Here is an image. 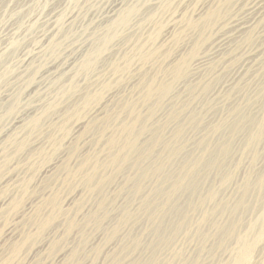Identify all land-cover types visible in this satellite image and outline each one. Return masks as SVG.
I'll list each match as a JSON object with an SVG mask.
<instances>
[{
    "label": "rangeland",
    "instance_id": "rangeland-1",
    "mask_svg": "<svg viewBox=\"0 0 264 264\" xmlns=\"http://www.w3.org/2000/svg\"><path fill=\"white\" fill-rule=\"evenodd\" d=\"M54 1L55 0H35V3H34V0H28V1L25 0L24 4H22L23 2H20V4L19 3L16 4L17 7H18V5L21 7L16 8V10L14 9L13 10V11H15L14 14L11 13L10 11H7L6 13L3 11L0 12V22H1L0 24H2L3 22L6 21L4 23V25L5 24L8 25L10 23L8 21L13 19V20H11L12 23H10V25H8L9 28L7 25H5V26L3 24L0 25L1 38H3L2 36L6 32H8V34H9L8 30H10L14 27V29L17 31V33H13L11 35H7V33H6L5 35H7L8 37L10 36L9 39L17 40L18 43H20V44H18L19 46H17V47H19V49H22V51L23 50L25 51L26 50L25 47L27 46V50L25 51V54L30 53L31 51H32V53H33V51L34 52L40 51V52H42V54H44V55H42L40 52H38V54L34 55L35 57L33 56L34 60H31V65L29 64L30 66H26V67L24 66V68H23L19 63V59L22 57L24 52L19 50L17 47H16L17 49L15 52H14V50L12 52L11 51L12 49L8 50L9 48H7V47H5V49L7 51L4 50L6 53L3 51L2 52L0 51V74H1L0 75V80H1L0 81V99H2V96L5 94L3 96V98L5 99V101H7L9 99V97L14 95L17 91H23L24 93L26 91L25 95H23L24 93L22 92V96L20 98V106L18 108L19 112L17 113V115L20 113V115H18V116H20L21 119H24V120L27 119L26 117L33 115L34 112L36 113L39 110H42L47 105V103L44 104L45 102L49 103V102L53 101L54 99H58V100H56V102L58 103V105H56V106L57 107L59 106V108L56 107L57 109L55 108L54 110H52V114L54 111H55V114L52 115L50 112L51 115L49 116V118L46 121H44V123H43L44 126H42L43 130L40 132L41 134L39 133L38 138L35 137V139L34 138L31 139L32 142H33V139H34V142L37 141L36 139H38L40 142L43 140L41 142L42 144L39 141H37L40 143L38 145L41 146V150L38 153L31 154L30 147H29L26 150L24 149L25 151L20 150L21 152L17 151L19 153L15 152L16 154L15 153L13 154L12 161H10L9 165L7 166L8 168L7 169L4 168V170L0 171V191H1L0 192V196H1L0 200L1 201L8 194H11V196L14 195V196H12V198L15 197V193H7L6 194V191L4 190L5 186H3V185L6 184L7 182H8V185H10V187H9L10 190L14 189L16 191L17 189H15L16 188L15 184L18 183L19 181H20V183L21 182L26 183V188H27V190L25 192H24V190L20 192L21 195L19 196L18 202H16V205L13 204L12 206H10L8 203H10L11 200L9 202L8 201L6 202V204H8L7 207H6L5 203L2 204L3 206L0 205V209L2 208L0 211V217H1L0 218V233H1L0 237L3 239L2 240L0 238L1 239L0 240V247L2 246L0 248V261L3 264H10L9 261H11V262L13 261L14 264H153V263L154 264H226V263H228L235 254V247H236V245H235L236 242L234 239L235 235L238 233H240V234L244 233L246 231L248 225L253 224L255 222L254 218H253L255 216L252 217V215H254V214L260 215L261 214L260 218H259L260 221H258V224H256V222L254 223V224H256L255 228L259 227L257 225H261V224H262L261 226H264V212H263L264 208H263V206H260L258 203L261 196L264 195V176H263L264 175V128L262 129L263 132L261 131L262 138L260 136L259 140L255 143V144H258V142H259V144L256 146H253L251 148V150L250 149L246 150L244 148V144H245L244 142H245V140L247 138V134H248L247 132H249V130L253 127L252 126L253 121H255V122L259 121V119L261 118V115L263 114V105H264V66L263 65L264 64H262V63H264L263 62L264 61V54H262L263 55L262 58H261V56H259V59L258 58H257L258 60L256 59L257 63H255L256 62V60H255L254 64L257 67H255V65L253 64L254 69L256 71L253 69V67L250 68L251 70H249V71L246 70V74H245V70L241 71L240 74L241 75H242V73H243V75L245 74L244 75L245 77L238 75V73H237V71L239 70V67L242 65V62L245 61V59L247 57L246 55H248L249 53L251 54V52L253 53L254 50L255 51L259 50V52H262L264 50V44H262V42L264 43V21L257 24L255 26V28L252 30V34H251L252 41H251V43L247 44L246 46L241 45L240 47H238L237 53H235L236 56H235V58L233 57L234 59L231 58V59H229L230 60L229 61L223 57H221V59L219 58L220 59V60H218L219 65L222 64L221 65L222 67L220 66L215 71V76H214V78H212L213 80L211 79V82L210 81L208 82V86H206L207 87L206 90L198 87V85H200V83H199L200 80H198L196 82L198 85H196V83L194 81L193 82L192 81L189 82L188 80L184 81L185 80L184 78L186 76V74H184L185 76H183L181 78L182 80L180 79L181 81L179 80V82H178V80L176 81V79H171L170 75L168 76V74H170V73H167V74L165 73L167 76L164 73H162L163 75L160 72L158 73L155 69L156 67L154 68V66H156L155 64L151 63L152 64V65L150 64L151 66L148 65V66H145L146 67L145 68V67H141L139 64H137L136 60H135V62L133 60L134 63H132V65L128 66L130 68H127L124 71L125 73H122L121 75L116 76L117 79L113 75H112L113 76L112 78H109L110 74H111L110 71H108V69H109L108 66H109L110 62L113 61V59L120 57V55H121V54H119L120 49L122 52L124 50V48L126 49L128 47V45H127L128 43L125 40V38L127 36L125 35V32H122L121 35L119 34V37H121V39H123L122 37H124L125 41L120 40L119 37H116L115 39L117 41L115 39L113 40L115 45H113L112 43L109 45L108 50H111V48H112V50L109 52L107 50L104 53V57H102L101 60L99 61L101 64L98 63V66L96 65L97 69L95 68L92 71L87 72L86 74L84 72H82V73L79 72V74L76 77V79L79 80V82L77 80H75L76 85H77V91H75V93H69V94H66L64 96L62 95L63 97H60L61 94H60L59 90L61 89V86L63 87L65 85H67L68 81H67L66 77H69L70 75L72 76L74 63L72 64L73 66L72 65L68 66L70 69L68 67H66L64 69V72L67 75L64 78H61V80H63V82L61 80L60 81L56 80V82H55L54 81L55 79H54L52 81L50 80L49 84L48 83L45 84L47 82V80H45V78L47 77L46 79L49 80L50 79V77L48 78L49 73L55 71L54 67H56V66H55V63L53 64V62H55L57 60L56 65L59 66V63H61L59 59H61V61L63 63L64 60H66L65 56H66V58L68 56H70L67 59L74 62L73 60L79 54V57L77 56V58L75 59L76 60L75 63H78L77 60H79L82 57L81 55H85L87 53V51L89 50V48H90L89 46L91 45V42H92L91 37L93 38V36H95V35H101L104 26H106V24H108L107 22H109V18L103 20L99 17L97 18V14H99L102 11V9L105 8L106 6L108 7L109 4H111L114 0H86V1L85 0H79L76 2H75V0H73V2H72V0H65V1L56 0L55 2ZM80 1L82 3H80ZM110 1H112V2H110ZM120 1H123V3L126 2V0H120ZM133 1H135V0H133ZM133 1L127 0V2H131V3ZM174 1L172 0V4H174L175 7L172 5L171 6L172 9H170L169 13H167L168 12L167 11L166 13H163L164 16L162 14L161 17L159 18V20L157 19V23L159 22L158 28H157V30L159 29V32L157 31V35L159 34L157 36V38H158L157 42L160 41L159 43H163L162 46H164V44H167L164 46L166 48L162 47V52H164V50H168L167 48H169V51H171V53H172V51H175V52L177 51L176 54H175V52L172 53V56L179 55V54L184 55V52L187 53V50H190V48L193 44H196L199 42L198 43L199 47L198 46L196 47V51L199 53V56H198V58H199V57H202V54H204V55L206 54L207 51L206 52H204V51L209 50L210 46L214 42H216L218 40V38L221 37V35L225 36L226 31H224L225 28L222 27L223 26L222 24L225 23L224 19H226L225 21L228 20V22H230V21H234V19L236 20V18L239 19L238 17L242 18L244 16L245 11L249 8V6H251V4L255 0H234V2L232 3L233 5L228 7L226 14H224V18L221 19L222 21H218L215 24L214 27L216 28V30L213 27L211 29V31L207 32V29L205 31L204 30L205 28L200 27V26L197 28L198 30L197 29H188L187 32H185L183 34V36L178 38V41H177L178 43H175L174 45H172V43H171L172 36L169 34V32H170L169 30L171 28H173V30L176 31V33H177V31H178L177 29H179L180 28L179 26H181V24H182V19H184L188 16H190V18L192 17L191 20L194 19L193 21H195V19H197V18L199 19L200 14L202 17L204 15V13L206 12V9L208 11V8L212 7L211 4L213 2H218L219 0H210V2H209V0H174ZM53 2H54V4H52ZM55 3L58 4L60 7L58 5H55ZM87 3H89V4H87ZM37 4H38V6H36ZM208 4H209V6H207ZM73 5L74 6L76 5L77 7L75 6V8H74ZM86 5H88V6H86ZM13 6H15V5L13 4ZM53 6L54 7L56 6L55 8H57L58 10H60V8L62 7L61 9L64 10V13H63L64 16L67 14H70L72 12H75L74 14L78 13V14H76V15H78V17L75 16L76 17L75 21L73 20V22H71L70 24H68V22H67L66 24L68 26H65L66 25L65 24L64 26H62L63 30L56 31L53 34L54 35V38H52L53 40H57V39L60 40V38H61V41L57 40L61 43L60 44L61 48H59V51L56 52V55H55V53L54 54H51V53L48 54V52H49V50H48L49 41L46 42V44H45L44 42L46 41V39L44 40V38H41L42 37L41 35L44 32V29L42 27H45L44 24L41 22V19H43L45 16H47L52 11V9H55V8H53ZM22 7H24V8L22 9ZM203 7H205V8H203ZM67 8L68 9L70 8L71 10L70 9L68 10ZM92 9H93V11L94 10L95 11H94V13L91 14ZM31 10L33 13L31 12ZM69 11H71V12L69 13ZM201 11H203V12L201 13ZM8 12L10 13V17H9ZM20 12H22V14ZM25 12H27V13H25ZM65 13H67V14H65ZM31 14H32V16H31ZM44 14H46V15H44ZM40 15H42V16H40ZM18 16L22 17L21 18L22 21L19 19ZM91 16L93 18H95V17L96 18L93 19V18H91ZM1 17H2V20H1ZM6 17H7L8 21H7ZM13 17L15 19L16 18L17 19L15 20ZM25 17H26V20H25ZM33 18H34V20H33ZM38 18H40V19H38ZM232 18H233V20H232ZM35 20H37V22H34ZM83 20L85 22H83ZM23 21H25L26 25L23 24L24 23ZM31 21H33V22H31ZM96 21L98 24L99 23L100 24L104 23V24H102V25L99 24V26H98V25H96ZM104 21L105 22L107 21V22L105 23ZM17 22L19 23V25L17 24ZM28 22L29 23L31 22V23L29 24ZM81 22H83V23H81ZM89 22H90V24H89ZM15 23H16V25H15ZM32 23L33 24L36 23L35 26L37 28L34 27ZM80 23H81V25H80ZM84 23H85V25H84ZM219 23L221 24V26H219L220 25ZM11 24H12V26H11ZM38 24H40L39 25L40 27L37 26ZM91 24H92V26H91ZM94 24L96 26H94ZM174 24H176V26ZM70 25H71V27H70ZM87 25H88V27H87ZM2 26H3V28L4 27L7 28L8 30L5 31L4 30L5 28L4 29L1 28ZM17 26H19V27L22 26V27L19 28ZM33 27L35 30L33 29ZM29 28L31 29V31L33 29V31H32L33 33H30ZM64 28H66V29H64ZM90 28L94 29L95 32H94V30H92ZM37 29H38V31H36ZM87 29H88V31H87ZM89 29L91 30L90 32H89ZM199 29H201L202 32H200L201 30H199ZM40 30L43 32H41ZM27 31H29L28 33L30 35L27 33ZM35 31L37 34L35 33ZM39 31H40L41 35H40ZM125 31L127 33V29ZM2 32H5V33H2ZM68 32H69V35H67ZM166 32H167V34H165ZM198 32H200L201 35L198 34ZM63 33H65V35H62ZM17 34H19V35L14 36ZM22 34H23V36H22ZM58 35H59V37H58ZM70 35H72V37ZM202 35L205 38L201 40L200 36H202ZM7 36H5V38ZM162 36H163V38H162ZM19 37L23 38L22 41H21V38H19ZM56 37H57V39H55ZM69 37H70V39H68ZM165 37H166V39H165ZM86 38L89 40V42ZM40 39L43 41L41 42ZM78 39H79V41H78ZM168 39H170V43H169ZM215 39H216V41H215ZM66 40H67V42L70 41L71 44L70 43L68 44L66 42ZM2 41H0V44L4 45L6 40L3 41L4 43ZM235 41L236 40H234L232 42V45H234L233 43H235ZM31 43H32V45H31ZM82 43H84V44H82ZM88 44H90V45H88ZM29 45H31V46H29ZM79 45L81 46V48L79 47ZM73 46H77V47H75L76 49L73 48ZM124 46H126V47H124ZM85 47L87 50L85 49ZM117 47L119 50L117 49ZM62 48L63 49L65 48V49L63 50ZM70 48L72 49L71 53H70ZM197 48L200 50L198 51ZM35 49H38V51ZM39 49H41V50H39ZM113 49L115 50V52ZM249 49H250V52H249ZM116 50L119 53L116 52ZM245 50L247 51V53ZM45 51H46V54H48V55L45 54ZM75 52H77L78 54L76 53V55H75ZM162 52L160 50V54ZM66 53L68 54V56ZM107 53H110V54H107ZM200 53H201V55H200ZM6 54H8V55H6ZM118 54H119V56H118ZM162 54H164V53H162ZM161 55L159 56L157 63L158 62L160 63L162 61L161 57H163V56H161ZM4 56H7V57H4ZM46 56H49V57H46ZM106 56H108V57H106ZM54 57H55V59H53ZM164 57H166V56H164ZM35 58H36V60H35ZM198 58L195 59L196 60L195 63H197ZM50 59H53L54 61L50 60ZM37 60L41 64H39L37 62ZM68 60H67V62H68ZM107 60H108V62H107ZM195 60H193V61H195ZM51 61H52V63H51ZM13 62H15V63H13ZM192 62L190 63L191 66L193 64L195 66V63L194 62L192 63ZM224 62L226 64H224ZM107 63H108V65H107ZM43 64L45 67L43 66ZM164 64L165 63H163V66L165 68L168 67V62L165 65ZM16 65H17V67H16ZM261 65H262V69L257 70ZM31 66L33 67V69ZM8 67H10V68H8ZM19 67H22V68L19 69ZM50 67L52 70H50ZM71 67H72V69H71ZM107 67H108V69H107ZM149 67H151V68L149 69ZM164 67L162 69H165ZM13 68L16 70H14ZM25 68H27V69H25ZM35 68L36 69L38 68L40 70L38 72H33V70ZM8 69H10V70H8ZM27 70L29 73L27 72ZM69 70H70V72H69ZM102 70H104V72ZM8 71H10V73L7 75L12 74V75H10V77L6 75V73ZM24 71H25V73H24ZM106 71H108V72H106ZM99 72H102V73L99 74ZM105 72L107 73V75ZM143 72L146 73L147 76ZM254 72L256 73V75L252 74ZM36 73H37V75H36ZM104 73H105V75H104ZM156 73H158V74H156ZM201 73L202 72H199L198 75H200ZM3 74L6 76L3 77ZM30 74H31L32 78L30 77ZM149 74H151L152 76H149ZM155 74L158 76H156ZM235 74H237V75H235ZM144 75L146 76V78H144L145 77ZM40 76H42V77L39 78ZM107 76H109V77H107ZM161 76H162V78H161ZM163 76H164V78L166 76L167 80H164ZM237 76H240V77L237 78ZM36 78H37V81H36ZM38 78H39V80L40 79L41 80L39 81ZM142 78L144 80L147 78L148 79L152 78L154 80L153 82H157V83H159L161 81H163L161 83H164V82L170 83V84L172 83V88L175 91H173V89H171V92H174L173 96L175 98L171 97L172 95H169V96L166 95L165 96L166 98L163 97V99L160 100L159 99L160 96H158V94H155V95L152 94L151 96H153L156 99H154L153 97L150 96L149 98H151V99L147 100V98H144V96H143L144 95V91H143L144 89H142V88H144L143 86L145 85L146 80L144 81ZM168 78H170V79L168 80ZM12 79H13V81H12ZM74 79H75V77H74ZM186 79H190V78H186ZM231 79L237 80V81L235 80L238 83L237 87H233V86H231L230 88L224 87L223 85ZM15 80H16V83H15ZM98 81L100 82V84ZM103 81L106 83L104 84ZM19 82L20 83L22 82V85H20ZM41 82H44V83H41ZM141 82H144V83H141ZM33 83H35L34 86H36L37 83L38 84L41 83V84L37 85L39 87L37 91H39V93H41L40 95L36 93L38 97L35 96L36 94L34 92H37V91H35L33 89L34 88V86L32 85ZM102 83H103V86H102ZM182 83H184L185 86ZM190 83H192V84L190 85ZM17 84L20 86H18ZM42 84H44L45 86ZM50 84H52V85H50ZM106 84L108 86H106ZM30 85H32V86L30 87ZM48 85H49V87H48ZM42 86H43L44 93H43V90L41 89ZM188 86H189V88H188ZM222 86L224 87L225 90L222 89L223 88ZM23 87H24V89H23ZM218 87H220V88H218ZM16 88H18V89L15 90ZM80 88L83 90H81ZM87 88H88V90H87ZM93 89H96V90L92 91ZM217 89H220V91ZM3 90L5 91V93ZM6 90H7V92H6ZM10 90L12 92H10ZM27 90H29V92L31 91L32 93L31 92L29 93ZM47 90H48V92H46ZM86 90L89 93H92L93 95L91 96L92 98L89 99L88 105L84 106L83 104L81 105L80 99L82 96H84L87 93ZM186 90H188V92ZM1 91H2V94H1ZM95 91H97V92L95 93ZM7 93L9 95H11V93H12V95L9 96ZM51 93H53V94L51 95ZM83 93H85V94H83ZM106 94H107V96H106ZM175 94H177V95H175ZM58 95H59L60 99L58 98ZM40 96H42V98H44V99H41ZM108 96H110V97H108ZM111 96H112V99H111ZM176 96H177V98H176ZM31 97H34V98H31ZM26 98L28 99V101H30L29 103L26 102L27 101ZM47 98H49V99H47ZM72 98H73V100H72ZM4 99H2L0 101V105L2 107L4 105H6V103H4L5 102ZM35 99H36V101H35ZM97 99H98V101H97ZM124 99L127 102H125ZM90 101H92V102H90ZM129 101H130V103H129ZM24 102H25V105H24ZM35 102L37 104H34ZM41 102H43V103H41ZM100 102H102V103H100ZM156 102H159V103L157 104ZM122 103H124V104H122ZM251 103H252V105H250ZM96 104L98 107L96 106ZM128 104H131V105H129L130 107L128 106ZM155 104L158 106L160 105V106L158 107ZM30 105H31V108H30ZM35 105H39V106L36 107ZM79 105H80V107H79ZM132 105H134L135 107L134 106L132 107ZM25 106H26V109H25ZM32 106H33V109H32ZM91 107L93 108V110L95 109L94 111H96V112H94ZM137 107H138V109H136ZM189 107H190V109H189ZM101 108H102V110H101ZM126 108L128 110H126ZM133 108H134V111L136 113L132 110ZM156 108H159V109H156ZM177 108H179V109H177ZM237 108L240 112L237 110ZM19 109L21 110V112ZM27 109H29V110L27 111ZM31 109L34 111H31ZM69 109L72 111H70ZM98 109L100 110V112ZM129 109H131V110H129ZM192 109L194 110L195 115L193 114ZM23 110L25 113L23 112ZM189 110H191L192 112ZM64 111L66 113L68 112L71 115L68 114V117L65 116L66 113ZM89 111H91V112H89ZM127 111H129V112H127ZM195 111H197L198 113ZM28 112H31V113L28 114ZM97 112L100 113V115ZM109 112H111V113L113 112V113L109 114ZM173 112L174 113L176 112V113L174 114ZM190 112L192 114H190ZM137 113H139V114H137ZM170 113H172V115ZM237 113L240 116H238ZM128 114H129V116H128ZM149 114L151 115L152 118L149 117ZM85 115H87V116H85ZM95 115H96V119L94 118ZM106 115H107V119H106V117H104ZM109 115H110V117H109ZM111 115H113V116H111ZM173 115L176 117V119L174 118ZM178 115H180V118ZM189 115L193 116V117L191 116L192 120H191V117ZM23 116H25V117H23ZM52 116H54V117H52ZM91 116H92V118H90ZM145 116H147V117H145ZM169 116H171V118ZM55 117H57L56 119L58 121L55 119ZM87 117H88V120H87ZM128 117L129 118L131 117L130 119H132V118L135 119V117L137 118L136 121H134V119H132V121L134 122V125H133V122L128 119ZM184 117H186V118H184ZM237 117H239V119L243 120V121L241 120V122L243 124L240 122V124L236 126V128H238V129H235L234 131H232V129L230 128L229 125H233V123L237 120ZM117 118H120V120ZM141 118H143V119L140 120ZM187 118H190V120ZM251 118H253V119H251ZM11 119H13V117L9 118V116L4 114V113L2 114V118L0 119V141L3 140V141H1L0 144L2 146L4 143L3 147L7 146V143H6L7 139H6V141L4 139L7 136L11 135L12 133L17 132V133H19L18 136L20 138L22 137L21 132L18 131V130H20L19 128H17L18 126H15L16 129L15 128L12 129V127L10 126V123H11L10 120ZM102 119H103V121H101ZM125 119H126V121H125ZM144 119L146 120V122ZM1 120H4V121L1 122ZM6 120H8L9 122H7ZM49 120H50V122H49ZM92 120H94V121H92ZM138 120H139V122H138ZM119 121H122V122H120V124H119ZM191 121H192V123H191ZM251 121H252V123H251ZM45 122L46 123L48 122L49 124H52V125L54 123L53 126L57 125L56 131L54 130L56 133L53 132L54 141L51 139L48 142V138H49L48 136L51 134L53 126L49 125L48 123L46 124ZM80 122H81V125L79 124ZM55 123H57V124H55ZM135 123L139 124V125H136ZM177 123H178V125H177ZM4 124H6L5 125L6 128L3 127ZM75 124L78 126V127L76 126V130H75ZM89 124H91V125H89ZM102 124H103V126L105 125L104 127H106V130H102V129H105V128H103ZM118 124L120 127L117 126ZM127 124L130 125L131 127H133L132 131L134 132V134L136 136V143L139 144V145H137V150H136L138 152V155H136L137 152H135V154L131 156L132 159H130L129 163H126L124 165L122 164L125 167H123L122 165H120L119 167H116V166H113L111 163H109V160L107 158V156L109 155L108 152H110V151H108L109 150L108 142H106V141H109V140H106L105 137H107V139H108L109 137L114 135L112 133L117 134L118 133L117 131L121 130L122 126H124V125L128 126ZM46 125H49V126H46ZM147 125H149L148 126L149 128L144 127ZM159 125H161V126H159ZM216 125H218V126H216ZM81 126H82V129L80 128ZM116 126H117V129H116ZM176 126L179 128L178 131L176 130V128H177ZM182 126H184L186 128H184V127L182 128ZM1 127H2V129H1ZM50 127H51V129H50ZM135 127H136V129H134ZM46 128H47V130H44ZM78 128H80L79 129L80 131L77 130ZM151 128H153V129L150 132ZM215 128L217 130H219L218 132L216 131L217 133L215 132V130H216ZM4 129H6V131L2 133V130L4 131ZM48 129L51 131H49ZM143 129L148 131L149 134L147 132H145ZM9 130L10 131L15 130V132L13 131L11 133ZM138 130H141V131L139 132ZM7 131H9V132H7ZM143 131H144V134H143ZM99 132L102 135H100ZM181 132H183V133H181ZM150 133H152V134H150ZM82 135H84V136H82ZM104 135H105V137H103ZM1 136H3V137L5 136V137L3 138ZM208 136L209 137L211 136V138H209ZM46 137H47V139H46ZM156 137H158V138L156 139ZM159 137H161V138H159ZM202 138H204V139H202ZM55 139L57 140V143H56ZM179 139H180V141H176ZM162 140H164L165 142L163 141L164 142L163 143ZM204 140H206L207 142L206 141L205 142L210 145L209 148L214 150V151L216 150V148L220 149V147L223 143H225V145L226 144L228 145L227 152L224 155H222V160H220V164L217 168H215L213 170L210 169L211 171L207 170L208 168L206 169L204 167H201V169H200V178L201 179L199 180V182L197 184L196 192L198 191L197 193L201 194L200 196L202 198L204 196H207V192L209 193V191H210L212 193L211 197H210L211 199L208 197H204V199L202 201L199 198V201L201 200L199 202L198 198L195 197L194 193L190 194V192L185 191V193H182V192L178 193L177 194L178 197L176 196V194L174 196H172L170 199L171 202L170 201L168 202L169 204L167 203L166 205L161 206V207H163V209H161V210L156 209L157 211L154 210L156 204L161 203L160 205H162L165 203V199H166V197L164 198V196L159 192L160 183L162 181H166L167 183H170V181L174 178L172 176H175L174 174H176L178 172V169H180L182 167V164H183L182 162L186 158H188L190 160L191 157L194 158V155L198 156L199 154H201V152H202L201 149H202V147H204L203 145H205ZM153 142H155L156 144H153ZM165 144H167V145H165ZM200 144L202 145V147ZM105 145L107 147H105ZM145 145H146V147H145ZM148 145H150V146L148 147ZM174 145L177 147V149H179L181 151H179V150H178V152L176 151L177 153L168 161L169 163L168 162L166 163V166H164V168H163L164 170L167 169L166 171H164L165 173L163 174V170H162V172L161 171L160 172L155 171L156 174L155 173L149 174V176L146 177L145 180H143V182L144 181L145 182L144 183L142 182V185L139 188L141 190H137L135 182L133 183V181H134L133 179L136 176L134 174L135 173L134 168L132 166H130L131 163L137 162L138 164H140L141 168L147 167L148 164H149L148 166H151V164H153L154 161H156V162L160 161L163 157L162 155H165L164 154V153H166L164 151L165 147H168V149L171 146L175 148ZM229 145H230V147H229ZM3 147L0 148V154H1V149ZM139 147H141V148H139ZM138 148H139V150H138ZM255 148H257V149H255ZM140 149L142 152H144V151L147 153L149 152L148 154L144 155L145 158L140 156V153H139ZM13 150H14L13 144H12V146H8L6 148V151L13 152ZM228 150H230V151L228 152ZM27 154H29L30 156H28ZM254 155H255V157H254ZM27 156H28V158L29 157H31V158L28 159ZM149 156H152V157L150 158ZM97 158H98V160H95ZM136 159H139V162ZM82 160L84 161V163ZM104 160H105V162H104ZM148 160L150 161V163ZM142 161H145L146 163L142 162ZM56 163H58L57 164L58 166L56 168H53L54 169L53 170L52 167L55 166ZM52 164H55V165H52ZM127 164H130L129 166L131 168H129V166ZM141 164L142 165L144 164V165L141 166ZM48 165H50L51 168H49ZM85 166H87V168ZM45 167H47V168H45ZM80 167L81 168L84 167L85 169L83 168L84 169L83 170ZM44 168L46 169V171ZM95 168H96V170H93ZM40 170H41V172H40ZM48 170H50L51 172ZM132 171H134V172H132ZM91 172L92 173L94 172L96 175V176H94V173L92 174L94 176V179L96 178L95 180L98 179L100 181V183L98 182V184H97L94 182L95 180L93 179L94 181H92V185L94 187H89L87 182H86L88 175L92 176ZM160 173L163 174V175L161 174V177H160L161 179L157 177L160 175ZM9 176L12 177L13 181H11V178ZM259 176L262 178L263 182L262 181L259 182V180H257L260 178ZM6 177L9 179H5ZM26 177H28V178H26ZM166 178L168 179L169 182L167 181ZM24 179H26V180H24ZM6 180H8V181L6 182ZM129 180H130V182H128ZM9 182H10V184H9ZM1 183L2 184L4 183V184L2 185ZM157 184H158V186H157ZM245 186L248 187L247 191L250 190V192L246 193L249 198L246 196V200H247L246 201V207H243V205L241 207V205L238 206L236 204H238L237 201L239 200V198L242 195H244L243 188ZM3 190H4L5 195L3 193ZM43 193H44V196H43ZM37 195L38 196L40 195V196L38 197ZM43 197H44V199H46V200L48 199L49 201L54 200L56 205H58L59 207L53 206L52 204H47V201H46V202H43L39 208L36 209V214H34L30 211L32 214H30V215L28 214L29 216L25 215V217L23 219H18V218H20V217H18V216H20V214L19 215L17 213L15 214V212L18 211V209L21 206H23V204L25 205V203H27L29 205V204L34 203V202H39L41 199H43ZM66 198H70V199H67L69 201H67V200L66 201L71 203V204H68L65 201L64 205L61 206L62 202ZM257 198H258V200H257ZM34 199H36V201ZM150 199L152 201H150ZM30 200H31V202H28ZM71 200H73V201H71ZM247 202H249V203H247ZM247 204H249V205H247ZM28 205H26V208L28 207ZM167 205H169V207ZM195 205H197V206L195 207ZM235 205H236V207L237 206L238 207L237 208L234 207ZM254 205H255V207H253ZM256 205L258 206V208ZM188 206H191V207L193 206L194 208L191 209V207L188 208ZM198 206H199V208H197ZM166 207L169 209H167ZM251 207H252V209H251ZM239 208H241V209H239ZM262 208H263V210H262ZM194 209H196V211ZM152 210H154L155 212ZM253 210H255L257 212L255 213V211H253ZM126 211H128V212H126ZM30 212L27 211V213H30ZM164 212H166V214ZM49 213H51L50 215L54 216L53 221L50 222L49 224L45 225V226H41L42 222L45 219V216H47ZM149 213H151V215ZM155 213H156V215H155ZM180 213H181V215H184V213H185L186 216H188L187 217L188 221L186 222L187 225L186 224L183 225L182 227L185 226L184 229L183 228L180 229V231L169 242L167 241L166 243H164L162 245L158 244V241H157L158 235L154 231V228L157 225V223L159 224L158 221L161 219V222H162V220L164 218V222H163V224L160 225L159 228H160L161 232L164 231L163 233H165V230L167 231V228L169 229L168 226L171 225V223H173L174 221H176L175 219L180 217ZM207 213H209V214H207ZM235 213H237V214L235 215ZM127 214L130 217L131 216L132 217L130 218ZM134 214H136V215H134ZM204 214H206L205 216L207 218L206 217L204 218ZM3 216H4V218H2ZM11 220H13V221H11ZM259 222H260V224H259ZM5 223L6 224L9 223L11 227L7 224L8 225V229H7V226L5 225ZM15 223H16V225H15ZM247 223H249V224H247ZM164 224L166 227L164 226ZM3 227H5L7 230ZM9 227L13 232L9 231L10 230ZM215 227H216V229H215ZM4 229L6 232L4 231ZM10 233L12 236L8 235ZM14 233L16 234L15 236H14ZM2 235H3V237H2ZM6 235H8V236H6ZM229 235H231V236H229ZM13 236L15 238H12ZM26 236H28V237H26ZM27 238L29 240L21 247L20 251L18 253H14V251H13V247H15L14 245L15 244L16 245L21 244V242ZM31 241H33V243ZM171 241H172V243H170ZM2 242H4V243H2ZM167 243H169V244L167 245ZM157 245H160V246H157ZM38 246H40V248ZM166 246H167V248H166ZM75 247H77V248H76V252H74V259L71 260V257H69V258L62 257L63 255L65 256L68 251H69L68 253H70V251L74 250ZM158 248H160V249H158ZM163 248H164V250H163ZM39 249H41V250H39ZM159 250H161V251L159 252ZM62 251H64V252H62ZM154 251H156V254ZM61 253H62V256H60ZM68 253H67V255H68ZM158 253H159V256H158ZM151 254H153V255H151ZM67 255L65 257H67ZM252 255L253 256H252L251 264H264V235L262 236L260 243L254 249V252ZM30 258L31 259L33 258V259L31 260ZM151 260L152 261L154 260V261L152 262Z\"/></svg>",
    "mask_w": 264,
    "mask_h": 264
},
{
    "label": "bare ground",
    "instance_id": "bare-ground-1",
    "mask_svg": "<svg viewBox=\"0 0 264 264\" xmlns=\"http://www.w3.org/2000/svg\"><path fill=\"white\" fill-rule=\"evenodd\" d=\"M24 1L25 0H0V12L1 11H3V12H7V11H10L11 13H15V11H13L14 9L16 10V8H18V7H21V6H19L18 5V7L16 6V4L17 3H19L20 4V2H23L22 4H24ZM28 1V0H27ZM56 1V0H55ZM54 1V2H55ZM58 1H60V0H58ZM63 1H65V0H63ZM76 1H79V0H75V2ZM86 1V0H85ZM129 1V0H128ZM133 1V0H132ZM174 1V0H173ZM54 2L52 3V4H54ZM62 2V1H61ZM60 2V3H61ZM72 2H73V0H72ZM71 2V3H72ZM110 2H112V1H110ZM175 2V1H174ZM179 2V1H178ZM209 2H210V0H209ZM234 2V0H219L218 2H213L211 5H212V7H209L208 8V11H207V9H206V12L204 13V15L201 17V14H200V17H199V19L197 18V19H195V21H193V20H191V18H190V16H188V17H186V18H184V19H182V24H181V26H179L180 28L179 29H177L178 31H177V33H176V31H174L173 30V28H171L169 31V34L172 36V40H171V43H172V45H174L175 43H178L177 41H178V38L179 37H181V36H183V34L185 33V32H187V30L188 29H197L199 26L200 27H203V28H205L204 30L206 31V29H207V32L208 31H211V29L215 26V24L218 22V21H222L221 19H223L224 18V14H226V12H227V9H228V7L229 6H231V5H233L232 3ZM28 3V2H27ZM34 3H35V0H34ZM57 3V2H56ZM55 3V5H58V4H56ZM59 3V2H58ZM79 3V2H78ZM80 3H82L81 1H80ZM79 3V4H80ZM86 3V2H85ZM84 3V4H85ZM13 4L15 5V6H13ZM39 4V3H38ZM38 4L36 5V6H38ZM65 4V3H64ZM87 4H89V3H87ZM26 5V4H25ZM30 5V4H29ZM35 5V4H34ZM71 5V4H70ZM174 6V4H172V0H135V1H133L132 3L131 2H127V0H126V2H124L123 3V1H120V0H114L111 4H109V6L107 7H105V8H103L102 9V11L99 13V14H97V18L99 17V18H101V19H103V20H105V19H108L109 18V22H107L108 24H106V26H104V28H103V31H102V33H101V35H95V36H93V38L91 37V39H92V42H91V45L90 44H88V45H90L89 47V50L87 51V53L85 54V55H81L82 57L79 59V60H77L78 61V63H75V59L77 58V56L79 57V54L77 53V52H75V55H76V53L78 54L77 56H76V58L73 60L74 62H72V61H70V60H68L67 58L68 57H70V56H68V50L66 51L67 53V58H66V56H65V59L66 60H64V62L62 63V61H61V59H59L60 60V62L61 63H59V66L58 65H56V61L55 62H53V64L55 63V66L56 67H54L55 69V71L54 72H51V73H49V76H48V78L50 77V79L48 80V79H46L45 77V80H47V82L45 83V84H49L50 83V80L52 81V80H54L55 82H56V80H61V78H64L67 74L64 72V69L66 68V67H68V66H70V65H72L73 63H74V66H73V71H72V76L70 75L69 77H66L67 78V81H68V83H67V85H65V86H61V89L59 90V92H60V94H61V96L60 97H63L64 95H66V94H69V93H75V91H77V85H76V82H75V80H77L76 79V77H77V75L79 74V72H84L85 74L87 73V72H90V71H92L93 69H95L96 68V65L98 66V63H100L99 61L101 60V58L102 57H104V53L108 50V47H109V45L112 43L113 45H115V43L113 42V40L116 38V37H119V34L121 35V33L122 32H125V35L127 36L126 38H125V40L127 41V45H128V47L125 49L124 48V50L121 52V49H120V53L116 50V52H118L119 54H121L120 55V57H117V58H115V59H113V61H111L110 62V64H109V69H108V67H107V69H108V71H110V77L109 76H107V77H109V78H112L113 76H118V75H121L122 73H125L124 71L127 69V68H130V67H128L129 65H132V63H134L135 62V60H136V62H137V64H139L141 67H145V66H148V65H150L151 63L152 64H155L156 66H154V68L156 69V71L159 73H170V74H168V76L170 75L171 76V79H176V81L178 80V82H179V80L183 77V76H185L184 74H186V76H185V80L184 81H186V80H188L189 82H197L198 80H200L199 81V83H200V85H198L197 83H196V85H198V87H200L201 89L203 88V89H207V87L206 86H208V82L210 81L211 82V79L212 78H214V76H215V71L222 65L221 63V65H219V61L218 60H220L221 59V57H223V58H226V60H229V59H231V58H235V56H236V54L235 53H237V49H238V47H240L241 45H247V44H249V43H251V41H252V37H251V34H252V30L255 28V26L257 25V24H259L260 22H262V21H264V0H255L252 4H251V6H249V8L245 11V13H244V16L242 17V18H240V17H238L239 19H237L236 17V20L234 19V21H230V22H228V20L227 21H225L226 19H224V24H222L223 26L222 27H224L225 28V30L224 31H226V34H225V36L224 35H221V37H219L218 38V40L216 41V39H215V41L216 42H212L213 44L210 46V49L209 50H205L204 52H206V54L204 55V54H202V57H199L198 58V56H199V53L196 51V47L198 46V43H196V44H193L192 46H191V48H190V50H187V53L186 52H184V55H182V54H179V55H175V56H172V53H174L175 51H172V53H171V51H169V48H167L168 50H164V52H162V47H164L165 45H167V44H164V46H162L163 45V43H159V42H157V36L159 35H157V31L159 32V29L157 30V28H158V23H157V19L159 20V18L161 17V15L163 14V13H166L167 11V13H169V11H170V9H172L171 8V6ZM24 6V5H23ZM59 6V5H58ZM64 6V5H63ZM74 6V5H73ZM76 6V5H75ZM75 6H74V8H75ZM86 6H88V5H86ZM207 6H209V4L207 5ZM56 7V6H55ZM54 6H53V8H55ZM60 7V6H59ZM77 7V6H76ZM81 7V6H80ZM91 7V6H90ZM175 7V6H174ZM24 7H22V9H23ZM26 8V7H25ZM62 8V7H61ZM60 8V10H58L57 8H55V9H52V11L47 15V16H45L43 19H41V22L44 24V26L45 27H42L43 29H44V32L43 31H41V32H43V34L41 35V33H40V31H39V33H40V35L42 36L41 38H44V40L46 39V41L44 42L45 44H46V42H48L49 41V47H48V50H49V52H48V54L49 53H51V54H54L55 53V55H56V52L57 51H59V48H61L60 46V42L59 41H61V38H60V40L59 39H57V37L55 38V39H57V40H59V41H57V40H53L52 38H54V33L56 32V31H59V30H63L62 28V26H64L67 22H68V24H70L71 22H73V20L75 21V16H77L78 17V15H76V14H78V13H76V14H74L75 12H72V13H70L71 11H69V13L70 14H67V13H65V14H67V15H63V13H64V10L63 9H61ZM66 8V7H65ZM73 8V9H74ZM87 8V7H86ZM203 8H205V7H203ZM20 9V8H19ZM29 9V8H28ZM35 9V8H34ZM33 9V10H34ZM51 9V8H50ZM68 9V8H67ZM70 9V8H69ZM68 9V10H69ZM81 9V8H80ZM148 9V10H147ZM230 9V8H229ZM18 10V9H17ZM30 10V9H29ZM66 10V9H65ZM67 10V11H68ZM71 10V9H70ZM78 10V9H77ZM21 11V10H20ZM25 11V10H24ZM23 11V12H24ZM66 11V12H67ZM90 11V10H89ZM92 11H93V9H92ZM91 11V14L92 13H94V11L92 12ZM30 12V11H29ZM28 12V13H29ZM31 12H32V10H31ZM199 12V11H198ZM203 11H201V13H202ZM21 14H22V12H20ZM25 13H27V12H25ZM33 13V12H32ZM3 14V13H2ZM8 14H9V17H10V13L8 12ZM7 14V15H8ZM18 14V13H17ZM90 14V13H89ZM199 14V13H198ZM37 15V14H36ZM44 15H46V14H44ZM21 16V15H20ZM24 16V15H23ZM31 16H32V14H31ZM40 16H42V15H40ZM93 16V15H92ZM91 16V18H93ZM96 16V15H95ZM163 16H164V14H163ZM5 17V16H4ZM8 17V16H7ZM7 17H6V19H7ZM8 17V18H9ZM19 17V16H18ZM38 17V16H37ZM14 18V17H13ZM21 18L22 17H19V19L21 20ZM29 18V17H28ZM36 18V17H35ZM96 18V17H95ZM95 18H93V19H95ZM112 18V19H111ZM10 19V18H9ZM15 19V18H14ZM17 19V18H16ZM15 19V20H16ZM24 19V18H23ZM32 19V18H31ZM38 19H40V18H38ZM111 19V20H110ZM229 19V18H228ZM1 20H2V17H1ZM11 20H13V19H11ZM8 21V19H7V21L8 22H10V23H12V21ZM25 20H26V17H25ZM30 20V19H29ZM28 20V21H29ZM33 20H34V18H33ZM98 20V19H97ZM232 20H233V18H232ZM18 21V20H17ZM22 21V20H21ZM40 21V20H39ZM6 22V21H5ZM5 22H3L2 24L4 25V23ZM24 23L23 24H25V21H23ZM31 22H33V21H31ZM30 22V23H31ZM34 22H37V20H35ZM40 22V23H41ZM78 22V21H77ZM83 22H85L84 20H83ZM83 22H81V23H83ZM92 22V21H91ZM105 22V21H104ZM105 22V23H106ZM1 23V22H0ZM10 23L8 24V25H10ZM22 23V22H21ZM27 23V22H26ZM29 23V22H28ZM29 23V24H30ZM81 23H80V25H81ZM87 23V22H86ZM2 24H0V25H2ZM17 24L19 25V23L17 22ZM33 24V23H32ZM36 24V23H35ZM35 24H33V26L34 27H36L35 26ZM77 24V23H76ZM79 24V23H78ZM89 24H90V22H89ZM100 24V23H99ZM99 24L97 23V21H96V25H98L99 26ZM102 24H104V23H102ZM102 24H100V25H102ZM220 24V23H219ZM5 25H7V24H5ZM4 25V26H5ZM7 25V26H8ZM14 25V24H13ZM15 25H16V23H15ZM26 25V24H25ZM40 24H38L37 26H39ZM42 25V24H41ZM84 25H85V23H84ZM83 25V26H84ZM95 24H94V26H96ZM175 26H176V24H174ZM179 25V24H178ZM6 26V27H7ZM11 26H12V24H11ZM65 26H68L67 24L65 25ZM75 26V25H74ZM79 26V25H78ZM82 26V27H83ZM91 26H92V24H91ZM161 26V25H160ZM159 26V27H160ZM219 26H221V24L219 25ZM17 27H19V26H17ZM22 26H20L19 28H21ZM25 27V26H24ZM29 27V26H28ZM34 27H33V29H34ZM40 27V26H39ZM70 27H71V25H70ZM87 27H88V25H87ZM168 27V26H167ZM1 28H3V26L1 27ZM5 28V27H4ZM3 28V29H4ZM8 28H9V26H8ZM27 28V27H26ZM25 28V29H26ZM37 28V27H36ZM75 28V27H74ZM77 28V27H76ZM176 28V27H175ZM215 28V27H214ZM17 29V28H16ZM23 29V28H22ZM28 29V28H27ZM30 29V28H29ZM33 29H32V31H33ZM41 29V28H40ZM64 29H66V28H64ZM85 29V28H84ZM90 29H92V28H90ZM89 29V32L91 31ZM102 29V28H101ZM127 29V33H126V30ZM202 29V28H201ZM201 29H199V30H201ZM5 31L6 30H8L7 28H5L4 29ZM18 30V29H17ZM24 30V29H23ZM22 30V31H23ZM35 30V29H34ZM86 30V29H85ZM92 30H94V29H92ZM123 30V31H122ZM129 30V31H128ZM198 30V29H197ZM215 30H216V28H215ZM214 30V31H215ZM9 31V34H8V32H6L7 33V35H11V34H13V33H17V31L14 29V27L12 28V29H10V30H8ZM31 31V29H30V33H33ZM36 31H38V29L36 30ZM36 31H35V33H36ZM87 31H88V29H87ZM97 31V30H96ZM99 31V30H98ZM219 31V30H218ZM221 31V30H220ZM223 31V32H224ZM29 31H27V33H28ZM63 32V31H62ZM61 32V33H62ZM86 32V31H85ZM94 32H95V30H94ZM93 32V33H94ZM200 32H202V30L200 31ZM200 32H198V34H200ZM204 32V31H203ZM1 33V32H0ZM2 33H5V32H2ZM5 33V34H6ZM24 33V32H23ZM38 33V34H39ZM58 33V32H57ZM92 33V32H91ZM98 33V32H97ZM192 33V32H191ZM210 33V32H209ZM4 34V35H5ZM25 34V33H24ZM29 34V33H28ZM37 34V33H36ZM90 34V33H89ZM165 34H167V32L165 33ZM219 34V33H218ZM2 36L3 38H1V34H0V41H5V43H4V45H1L0 44V51L2 52H5L4 50H6L5 49V47H7V48H9L8 50H11L12 52H13V50H14V52L16 51V49L18 48L19 49V47H17V46H19L18 44H20V43H18V41L17 40H15V39H9V37L7 36V35H5V36H7L6 38H5V36ZM19 34H17V35H14V36H18ZM27 35V34H26ZM30 35V34H29ZM34 35V34H33ZM61 35V34H60ZM62 35H65V33H63ZM67 35H69V32H68V34ZM66 35V36H67ZM124 35V36H125ZM201 35V34H200ZM207 35V34H206ZM22 36H23V34H22ZM21 36V37H22ZM71 37H72V35H70ZM89 36V35H88ZM168 36V35H167ZM166 36V37H167ZM198 36V35H197ZM21 37H19V38H21ZM32 37V36H31ZM58 37H59V35H58ZM74 37V36H73ZM166 37H165V39H166ZM35 38V37H34ZM40 38V37H39ZM77 38V37H76ZM120 38V40H124V37H122L123 39H121V37H119ZM162 38H163V36H162ZM169 38V37H168ZM199 38V37H198ZM205 37H203V35L202 36H200V39L202 40V39H204ZM22 39L23 38H21V41H22ZM27 39V38H26ZM30 39V38H29ZM38 39V38H37ZM66 39V38H65ZM68 39H70V37L68 38ZM87 39V38H86ZM90 39V38H89ZM90 39V40H91ZM118 39V38H117ZM164 39V40H165ZM31 40V39H30ZM41 40V39H40ZM73 40V39H72ZM88 40V39H87ZM86 40V41H87ZM116 40V39H115ZM124 40V41H125ZM162 40V39H161ZM169 40V43H170V39H168ZM200 40V41H201ZM234 40H236L235 41V43H233L234 45H232V42L234 41ZM43 40H41V42H42ZM78 41H79V39H78ZM77 41V42H78ZM117 41V40H116ZM207 41V40H206ZM214 41V40H213ZM29 42V41H28ZM66 42H67V40H66ZM76 42V41H75ZM88 42H89V40H88ZM87 42V43H88ZM168 42V41H167ZM35 43V42H34ZM68 44L70 43V41L69 42H67ZM80 43V42H79ZM78 43V44H79ZM117 43V42H116ZM120 43V42H119ZM126 43V42H125ZM165 43V42H164ZM195 43V42H194ZM201 43V42H200ZM30 44V43H29ZM40 44V43H39ZM66 44V43H65ZM71 44V43H70ZM82 44H84V43H82ZM262 44H264L263 42H262ZM24 45V44H23ZM28 45V44H27ZM31 45H32V43H31ZM31 45H29V46H31ZM67 45V44H66ZM73 45V44H72ZM81 45V44H80ZM79 45V47L81 48V46ZM87 45V46H88ZM120 45V44H119ZM126 45V46H127ZM252 45V44H251ZM41 46V45H40ZM39 46V47H40ZM63 46V45H62ZM86 46V47H87ZM117 46V45H116ZM121 46V45H120ZM126 46H124V47H126ZM171 46V45H170ZM253 46V45H252ZM261 46V45H260ZM259 46V47H260ZM17 47V48H16ZM22 47V46H21ZM20 47V48H21ZM34 47V46H33ZM65 47V46H64ZM75 47H77V46H73V48H75ZM86 47H85V49H86ZM112 47V46H111ZM110 47V48H111ZM182 47V46H181ZM199 47V46H198ZM209 47V46H208ZM243 47V46H242ZM255 47V46H254ZM257 47V46H256ZM258 47V48H259ZM26 48V50H27V46L25 47ZM24 48V49H25ZM31 48V47H30ZM29 48V49H30ZM38 48V47H37ZM44 48V47H43ZM72 48V47H71ZM70 48V53H71V49ZM116 48V47H115ZM114 48V49H115ZM164 48H166V47H164ZM246 48V47H245ZM63 49V48H62ZM61 49V50H62ZM65 49V48H64ZM63 49V50H64ZM76 49V48H75ZM84 49V48H83ZM113 49V50H114ZM117 49H118V47H117ZM177 49V48H176ZM198 49V48H197ZM252 49V48H251ZM19 50H21L22 51V49H19ZM25 50V51H26ZM35 50H37L38 51V49H35ZM39 50H41V49H39ZM62 50V51H63ZM87 50V49H86ZM111 50H112V48H111ZM111 50H108V52L109 51H111ZM119 50V49H118ZM160 50H161V52L162 53H164V54H160ZM181 50V49H180ZM179 50V51H180ZM200 49H198V51H199ZM263 50V49H262ZM7 51V50H6ZM25 51L23 50L22 52H24V54L22 55V57L19 59V63H20V65L24 68V66L26 67V66H30L31 65V60H34L33 59V56L34 55H36V54H38V52H40V51H38V52H34L33 51V53H32V51L30 52V53H26L25 54ZM74 51V50H73ZM182 51V50H181ZM246 51V50H245ZM261 51V50H260ZM264 51V50H263ZM259 52V50H254V52L252 53L251 52V54L249 53L248 55H246L247 57H246V59H245V61H243L242 62V65L239 67V70L237 71V73H238V75H241L240 73H241V71H243V70H245V74H246V70L247 71H249V70H251L250 68H252L253 67V69H254V62H255V60L258 58L259 59V56H261V58H262V54H264V52ZM20 52V51H19ZM114 52H115V50H114ZM113 52V53H114ZM197 52V53H196ZM249 52H250V49H249ZM6 53V52H5ZM21 53V52H20ZM41 54H42V52H40ZM84 53V52H83ZM177 53V51L175 52V54ZM180 53V52H179ZM239 53V52H238ZM246 53H247V51H246ZM260 53V54H259ZM18 54V53H17ZM45 54H46V51H45ZM48 54H46V55H48ZM59 54V53H58ZM107 54H110V53H107ZM117 54V53H116ZM115 54V55H116ZM119 54H118V56H119ZM161 56H163V57H161V59H162V61L159 63H157V61H158V59H159V56L160 55ZM6 55H8V54H6ZM42 55H44V54H42ZM174 55V54H173ZM200 55H201V53H200ZM204 55V56H203ZM12 56V55H11ZM16 56V55H15ZM40 56V55H39ZM38 56V57H39ZM54 56V55H53ZM52 56V57H53ZM164 56H166V57H164ZM192 56V57H191ZM4 57H7V56H4ZM10 57V56H9ZM35 57V56H34ZM37 57V56H36ZM46 57H49V56H46ZM60 57V56H59ZM106 57H108V56H106ZM3 58V57H2ZM44 58V57H43ZM72 58V57H71ZM110 58V57H109ZM114 58V57H113ZM198 58V60H197V63H195L196 62V60L195 59H197ZM220 58V59H219ZM233 58V59H234ZM38 59V58H37ZM49 59V58H48ZM53 59H55V57L53 58ZM53 59H50V60H53ZM58 59V58H57ZM64 59V58H63ZM191 59V60H190ZM257 59V60H258ZM4 60V59H3ZM7 60V59H6ZM5 60V61H6ZM14 60V59H13ZM35 60H36V58H35ZM67 60H68V62H67ZM133 60H134V62H133ZM193 60H195V61H193ZM224 60V59H223ZM225 60V61H226ZM257 60H256V62L255 63H257ZM261 60V59H260ZM259 60V61H260ZM9 61V60H8ZM7 61V62H8ZM40 61V60H39ZM43 61V60H42ZM54 61V60H53ZM110 61V60H109ZM194 62L195 63V66H194V64L191 66V62ZM218 61V62H217ZM230 61V60H229ZM37 62H38V60H37ZM102 62V61H101ZM107 62H108V60H107ZM168 62V67H164L163 66V63H167ZM192 62V63H193ZM221 62V61H220ZM223 62V61H222ZM261 62V61H260ZM264 62V61H263ZM11 63V62H10ZM9 63V64H10ZM13 63H15V62H13ZM39 64H41L40 62H38ZM47 63V62H46ZM51 63H52V61H51ZM30 64V65H29ZM38 64V65H39ZM52 64V65H53ZM101 64V63H100ZM151 64V65H152ZM164 64V65H165ZM224 64H226L225 62H224ZM254 64V65H253ZM262 64H264V63H262ZM19 65V66H20ZM35 65V64H34ZM107 65H108V63H107ZM138 65V66H139ZM150 65V66H151ZM13 66V65H12ZM33 66V65H32ZM31 66V67H32ZM41 66V65H40ZM43 66H44V64H43ZM50 66V65H49ZM167 66V65H166ZM264 66V65H263ZM16 67H17V65H16ZM22 67H19V69L20 68H22ZM30 67V68H31ZM34 67V66H33ZM33 67H32V69H33ZM39 67V66H38ZM42 67V66H41ZM45 67V66H44ZM48 67V66H47ZM165 68V69H162V68ZM222 67V66H221ZM255 67H257L256 65H255ZM7 68V67H6ZM5 68V69H6ZM8 68H10V67H8ZM15 68V67H14ZM13 68V69H14ZM29 68V67H28ZM43 68V67H42ZM41 68V69H42ZM63 68V69H62ZM69 68V67H68ZM140 68V67H139ZM146 68V67H145ZM151 67H149V69H150ZM194 68V69H193ZM206 68V69H205ZM25 69H27V68H25ZM49 69V68H48ZM70 69V68H69ZM71 69H72V67H71ZM97 69V68H96ZM106 69V70H107ZM148 69V68H147ZM259 69H262V65L257 69V70H259ZM7 70V69H6ZM8 70H10V69H8ZM14 70H16V69H14ZM18 70V69H17ZM24 70V69H23ZM40 69H34L33 70V72H38ZM50 70H52L51 69V67H50ZM67 70V69H66ZM136 70V69H135ZM255 70V69H254ZM45 71V70H44ZM100 71V70H99ZM103 72H104V70H102ZM108 71H106V72H108ZM253 71V70H252ZM256 71V70H255ZM27 72H28V70H27ZM31 72V71H30ZM46 72V71H45ZM44 72V73H45ZM69 72H70V70H69ZM105 72V73H106ZM145 72V71H144ZM143 72V73H144ZM154 72V71H153ZM199 72H202L200 75H198L199 74ZM219 72V71H218ZM10 73V71H8L7 73H6V75L7 74H9ZM20 73V72H19ZM22 73V72H21ZM24 73H25V71H24ZM29 73V72H28ZM40 73V72H39ZM43 73V74H44ZM98 73V72H97ZM100 73H102V72H99V74ZM105 73H104V75H105ZM151 73V72H150ZM158 73H156V74H158ZM23 74V73H22ZM46 74V73H45ZM145 75H146V73H144ZM154 74V73H153ZM155 74V75H156ZM165 74V75H166ZM244 74V75H245ZM248 74V73H247ZM253 75L255 74L256 75V73L254 72V73H252ZM1 75V74H0ZM6 75H4L3 74V77H5ZM10 75H12V74H10ZM10 75H7V76H9L10 77ZM26 75V74H25ZM36 75H37V73H36ZM48 75V74H47ZM96 75V74H95ZM94 75V76H95ZM98 75V74H97ZM106 75H107V73H106ZM113 75V76H112ZM143 75V74H142ZM144 75V76H145ZM154 75V76H155ZM163 75V74H162ZM198 75V76H197ZM234 75V74H233ZM235 75H237V74H235ZM243 75V73H242V75L241 76H244ZM16 76V75H15ZM19 76V75H18ZM34 76V75H33ZM147 76V75H146ZM146 76L144 77V78H146ZM149 76H152L151 74H149ZM156 76H158V75H156ZM167 76V75H166ZM165 76V78H164V76H163V78H164V80H167L166 77ZM197 76V77H196ZM247 76V75H246ZM14 77V76H13ZM12 77V78H13ZM30 77L32 78V76H31V74H30ZM42 76H40L39 78H41ZM74 77H75V79H74ZM84 77V76H83ZM98 77V76H97ZM105 77V76H104ZM114 77V78H115ZM127 77V76H126ZM125 77V78H126ZM142 77V76H141ZM236 77V76H235ZM234 77V78H235ZM238 77H240V76H237V78ZM245 77V76H244ZM19 78V77H18ZM24 78V77H23ZM30 78V79H31ZM39 78H38V80H39ZM43 78V79H44ZM65 78V79H66ZM149 78V77H148ZM145 79L146 80V82H145V85L143 86L144 88H142V89H144L143 91H144V98H147V100H150L151 98H149L152 94H158V96H160L159 97V99L161 100V99H163V97H165L166 95H172L171 97H174L173 96V93L174 92H171V89H173L172 88V83L170 84V83H166V82H164V83H161V82H163V81H161V82H159V83H157V82H153L154 80L151 78V79ZM158 78V77H157ZM161 78H162V76H161ZM186 78H190V79H186ZM233 78V77H232ZM4 79V78H3ZM7 79V78H6ZM29 79V78H28ZM27 79V80H28ZM94 79V78H93ZM116 79H117V77H116ZM143 79V78H142ZM170 78H168V80H169ZM228 79V78H227ZM226 79V80H227ZM244 79V78H243ZM242 79V80H243ZM32 80V79H31ZM34 80V79H33ZM41 80V79H40ZM39 80V81H40ZM106 80V79H105ZM139 80V79H138ZM144 80V79H143ZM144 80V81H145ZM156 80V79H155ZM162 80V79H161ZM182 80V79H181ZM180 80V81H181ZM213 80V79H212ZM236 80V79H235ZM235 80H229L228 82H224L225 84L223 85L224 87H226V88H230L231 86H233V87H237V85H238V83L235 81ZM1 81V80H0ZM12 81H13V79H12ZM35 81V80H34ZM33 81V82H34ZM36 81H37V78H36ZM62 82H63V80H61ZM78 82H79V80H77ZM85 81V80H84ZM89 81V80H88ZM94 81V80H93ZM92 81V82H93ZM132 81V80H131ZM157 81V80H156ZM235 81V82H234ZM239 81V80H238ZM28 82V81H27ZM26 82V83H27ZM58 82V81H57ZM87 82V81H86ZM99 82V81H98ZM104 82V81H103ZM177 82V83H178ZM6 83V82H5ZM8 83V82H7ZM13 83V82H12ZM11 83V84H12ZM15 83H16V80H15ZM20 83V82H19ZM25 83V84H26ZM41 83H44V82H41ZM41 83H39V84H41ZM53 83V82H52ZM65 83V82H64ZM106 82H104V84H105ZM108 83V82H107ZM115 83V82H114ZM141 83H144V82H141ZM157 83V84H156ZM194 83V84H195ZM237 83V84H236ZM10 84V83H9ZM8 84V85H9ZM34 84L35 83H33L32 85L34 86ZM38 83H37V85H39ZM54 84V83H53ZM63 84V83H62ZM66 84V83H65ZM97 84V83H96ZM99 84H100V82H99ZM98 84V85H99ZM174 84V83H173ZM183 85H184V83H182ZM186 84V83H185ZM192 83H190V85H191ZM7 85V86H8ZM14 85V84H13ZM12 85V86H13ZM18 85V84H17ZM20 85H22V82L20 83ZM20 85H18V86H20ZM32 85H30V87L32 86ZM34 86V90L35 91H37L38 90V86ZM42 85H44V84H42ZM50 85H52V84H50ZM178 85V84H177ZM6 86V85H5ZM17 86V87H18ZM45 86V85H44ZM95 86V85H94ZM102 86H103V83H102ZM105 86V85H104ZM106 86H108L107 84H106ZM123 86V85H122ZM176 86V85H175ZM185 86V85H184ZM195 86V85H194ZM222 86V87H223ZM48 87H49V85H48ZM52 87V86H51ZM126 87V86H125ZM224 87L222 88V89H224ZM29 88V87H28ZM45 88V87H44ZM94 88V87H93ZM188 88H189V86H188ZM191 88V87H190ZM218 88H220V87H218ZM3 89V88H2ZM18 88H16L15 90H17ZM21 89V88H20ZM23 89H24V87H23ZM41 89L43 90V86L41 87ZM40 89V90H41ZM81 89V88H80ZM124 89V88H123ZM195 89V88H194ZM233 89V88H232ZM231 89V90H232ZM9 90V89H8ZM22 90V89H21ZM32 90V89H31ZM49 90V89H48ZM48 90L46 91V92H48ZM56 90V89H55ZM81 90H83V89H81ZM87 90H88V88H87ZM86 90V91H87ZM90 90V89H89ZM94 90H96V89H93L92 91H94ZM109 90V89H108ZM200 90V89H199ZM217 90H219L220 91V89H217ZM225 90V89H224ZM4 91V90H3ZM28 92H29V90H27ZM100 91V90H99ZM173 91H175L174 89H173ZM187 92H188V90H186ZM228 91V90H227ZM6 92H7V90H6ZM9 92V91H8ZM10 92H12L11 90H10ZM22 92L23 91H17L14 95H12V93H11V95H9L8 93V95L9 96H11V97H9V99L7 100V101H5V99L3 98V96L5 95H3L2 96V99H4V103H6V105H4L3 107L0 105V119L2 118V114L4 113V114H6V115H8L9 116V118H11V117H13V119H11L10 121H11V123H10V126L12 127V129H14L15 128V126H18L17 128H19L20 130H18V131H20L21 132V134H22V137L20 138L18 135H19V133H12L13 131L15 132V130H13V131H10L11 133V135H9V136H7L4 140L6 141V139H7V141H6V143H7V146H4L3 147V145H4V143H3V145L1 146V144H0V146L1 147H3L2 149H1V154H0V171L1 170H4V168H8L7 166L9 165V163H10V161H12V157H13V154L16 152V153H19V152H21L20 150H26L27 148H29L30 147V152H31V154H35V153H38L40 150H41V146L40 145H38V144H40L41 142L38 140V139H36L37 141H39V142H37V141H35L34 142V139H35V137H37L38 138V136H39V133L43 130L42 128V126H44V121H46L48 118H49V116L52 114V110H54L57 106L56 105H58V103L56 102V100H58V99H54L53 101H51V102H45L44 104H46L47 103V105L42 109V110H39L38 112H34V114L33 115H31V116H29V117H26L27 119H21V117L20 116H18V115H20V113L17 115V113L19 112L18 111V108H19V106H20V98H21V96H22ZM31 92V91H30ZM29 92V93H30ZM53 92V91H52ZM55 92V91H54ZM79 92V91H78ZM81 92V91H80ZM85 92V91H84ZM97 91H95V93H96ZM4 93H5V91H4ZM24 93V92H23ZM25 93H26V91H25ZM25 93L23 94V95H25ZM32 93V92H31ZM35 94L37 93V94H41V93H39V91H37V92H34ZM43 93H44V90H43ZM94 93V94H95ZM128 93V92H127ZM224 93V92H223ZM261 93V92H260ZM1 94H2V91H1ZM28 94V93H27ZM37 94L35 95V96H37ZM48 94V93H47ZM46 94V95H47ZM53 93H51V95H52ZM83 94H85V93H83ZM109 94V93H108ZM118 94V93H117ZM116 94V95H117ZM180 94V93H179ZM34 95V94H33ZM43 95V94H42ZM63 95V96H62ZM93 94L92 93H89L88 91H87V93L84 95V96H82L81 97V99H80V103H81V105L83 104L84 106H87L88 105V102H89V99H91ZM115 95V94H114ZM175 95H177V94H175ZM7 96V95H6ZM48 96V95H47ZM46 96V97H47ZM97 96V95H96ZM106 96H107V94H106ZM157 96V97H158ZM27 97V96H26ZM38 97V96H37ZM41 97V99H44V98H42V96H40ZM54 97V96H53ZM75 97V96H74ZM108 97H110V96H108ZM120 97V96H119ZM131 97V96H130ZM151 97H153V96H151ZM6 98V97H5ZM28 98V97H27ZM26 98V99H27ZM31 98H34V97H31ZM58 98H59V95H58ZM67 98V97H66ZM98 98V97H97ZM101 98V97H100ZM99 98V99H100ZM154 98V97H153ZM152 98V99H153ZM166 98V97H165ZM164 98V99H165ZM175 98V97H174ZM173 98V99H174ZM176 98H177V96H176ZM2 99H0V101L2 100ZM37 99V98H36ZM36 99H35V101H36ZM47 99H49V98H47ZM60 99V98H59ZM96 99V98H95ZM108 99V98H107ZM111 99H112V96H111ZM130 99V98H129ZM154 99H156V98H154ZM38 100V99H37ZM40 100V99H39ZM72 100H73V98H72ZM77 100V99H76ZM93 100V99H92ZM103 100V99H102ZM109 100V99H108ZM125 100V99H124ZM128 100V99H127ZM146 100V99H145ZM144 100V101H145ZM166 100V99H165ZM168 100V99H167ZM172 100V99H171ZM249 100V99H248ZM252 100V99H251ZM43 101V100H42ZM49 101V100H48ZM97 101H98V99H97ZM106 101V100H105ZM155 101V100H154ZM26 102H30V101H28V99H27V101ZM62 102V101H61ZM90 102H92V101H90ZM109 102V101H108ZM107 102V103H108ZM117 102V101H116ZM125 102H127L126 100H125ZM160 102V101H159ZM159 102H156L157 104L159 103ZM170 102V101H169ZM177 102V101H176ZM186 102V101H185ZM251 102V101H250ZM39 103V102H38ZM41 103H43V102H41ZM100 103H102V102H100ZM111 103V102H110ZM129 103H130V101H129ZM135 103V102H134ZM155 103V102H154ZM153 103V104H154ZM162 103V102H161ZM164 103V102H163ZM179 103V102H178ZM183 103V102H182ZM34 104H37L36 102L34 103ZM90 104V103H89ZM112 104V103H111ZM122 104H124V103H122ZM126 104V103H125ZM181 104V103H180ZM24 105H25V102H24ZM64 105V104H63ZM68 105V104H67ZM107 105V104H106ZM121 105V104H120ZM127 105V104H126ZM129 105H131V104H128V106ZM156 105V104H155ZM162 105V104H161ZM179 105V104H178ZM183 105V104H182ZM181 105V106H182ZM250 105H252V103L250 104ZM27 106V105H26ZM26 106H25V109H26ZM36 107L37 106H39V105H35ZM66 106V105H65ZM83 106V107H84ZM96 106H97V104H96ZM95 106V107H96ZM100 106V105H99ZM134 105H132V107H133ZM156 106H158V105H156ZM160 106V105H159ZM158 106V107H159ZM24 107V106H23ZM35 107V108H36ZM43 107V106H42ZM79 107H80V105H79ZM78 107V108H79ZM98 107V106H97ZM96 107V108H97ZM102 107V106H101ZM105 107V106H104ZM116 107V106H115ZM123 107V106H122ZM121 107V108H122ZM130 107V106H129ZM135 107V106H134ZM162 107V106H161ZM30 108H31V105H30ZM57 108H59V106L57 107ZM56 108V109H57ZM64 108V107H63ZM88 108V107H87ZM92 108V107H91ZM118 108V107H117ZM236 108V107H235ZM24 109V110H25ZM32 109H33V106H32ZM31 109V111H34V110H32ZM37 109V108H36ZM73 109V108H72ZM136 109H138V107L136 108ZM135 109V110H136ZM154 109V108H153ZM156 109H159V108H156ZM172 109V108H171ZM175 109V108H174ZM177 109H179V108H177ZM189 109H190V107H189ZM20 110V109H19ZM24 110H23V112H24ZM29 109H27V111H28ZM70 110V109H69ZM92 110H93V108H92ZM91 110V111H92ZM95 110V109H94ZM93 110V111H94ZM99 110V109H98ZM101 110H102V108H101ZM122 110V109H121ZM126 110H128L127 108H126ZM125 110V111H126ZM129 110H131V109H129ZM133 111H134V108L132 109ZM198 110V109H197ZM237 110H238V108H237ZM36 111V110H35ZM61 111V110H60ZM63 111V110H62ZM70 111H72V110H70ZM91 111H89V112H91ZM152 111V110H151ZM178 111V110H177ZM189 111H191V110H189ZM188 111V112H189ZM192 111H193V114H194V110L192 109ZM191 111V112H192ZM239 111V110H238ZM20 112H21V110H20ZM50 112H51V114H50ZM65 112V111H64ZM63 112V113H64ZM94 112H96V111H94ZM93 112V113H94ZM99 112H100V110H99ZM123 112V111H122ZM127 112H129V111H127ZM135 112V111H134ZM169 112V111H168ZM172 112V111H171ZM190 112V114H192ZM195 112H197V111H195ZM240 112V111H239ZM25 113V112H24ZM27 113V112H26ZM31 112H28V114H30ZM59 113V112H58ZM66 113V112H65ZM72 113V112H71ZM98 113V112H97ZM103 113V112H102ZM106 113V112H105ZM111 112H109V114H110ZM113 113V112H112ZM111 113V114H112ZM116 113V112H115ZM119 113V112H118ZM136 113V112H135ZM174 113V112H173ZM176 113V112H175ZM174 113V114H175ZM198 113V112H197ZM27 114V115H28ZM53 114H55V111L53 112ZM52 114V115H53ZM68 112L65 114V116H67L68 117ZM91 114V113H90ZM89 114V115H90ZM95 114V113H94ZM99 115H100V113H98ZM137 114H139V113H137ZM136 114V115H137ZM171 115H172V113H170ZM238 114V113H237ZM11 115V116H10ZM16 115V116H15ZM69 115H71V114H69ZM92 115V114H91ZM97 115V114H96ZM96 115L94 116V118L96 119ZM115 115V114H114ZM135 115V116H136ZM153 115V114H152ZM195 115V114H194ZM199 115V114H198ZM62 116V115H61ZM64 116V115H63ZM85 116H87V115H85ZM111 116H113V115H111ZM117 116V115H116ZM128 116H129V114H128ZM174 116V115H173ZM179 116V118H180V115H178ZM186 116V115H185ZM188 116V115H187ZM190 116V115H189ZM192 116V115H191ZM190 116V117H191ZM238 116H240L239 114H238ZM23 117H25V116H23ZM52 117H54V116H52ZM82 117V116H81ZM104 117H106V119H107V115L106 116H104ZM109 117H110V115H109ZM137 117V116H136ZM135 117V119L134 118H132V119H134V121H136L137 120V118ZM142 117V116H141ZM145 117H147V116H145ZM149 117H151V115L149 114ZM170 118H171V116H169ZM193 117V116H192ZM192 117H191V120H192ZM200 117V116H199ZM57 117H55V119H56ZM78 118V117H77ZM90 118H92V116L90 117ZM131 118V117H130ZM129 117H128V119L130 120V121H132V119H130ZM152 118V117H151ZM174 118L176 119V117L174 116ZM184 118H186V117H184ZM183 118V119H184ZM195 118V117H194ZM236 118V117H235ZM243 118V117H242ZM4 119V118H3ZM53 119V118H52ZM105 119V118H104ZM116 119V118H115ZM117 119H119L120 120V118H117ZM143 118H141L140 120H142ZM187 119H189L190 120V118H187ZM251 119H253V118H251ZM57 120V119H56ZM87 120H88V117H87ZM90 120V119H89ZM111 120V119H110ZM145 120V119H144ZM174 120V119H173ZM236 120V119H235ZM241 120L242 119H239V117H237V120L233 123V125H229L230 126V128L232 129V131H234L235 129H238V128H236V126L237 125H239L240 124V122H241ZM250 120V119H249ZM2 121H4V120H1V122ZM7 122H9L8 120H6ZM52 121V120H51ZM55 121V120H54ZM58 121V120H57ZM80 121V120H79ZM84 121V120H83ZM92 121H94V120H92ZM91 121V122H92ZM96 121V120H95ZM101 121H103V119L101 120ZM113 121V120H112ZM125 121H126V119H125ZM129 121V122H130ZM185 121V120H184ZM243 121V120H242ZM253 121V120H252ZM252 121H251V123H252ZM49 122H50V120H49ZM56 122V121H55ZM82 122V121H81ZM81 122L79 123L80 125H81ZM107 122V121H106ZM120 122H122V121H119V124H120ZM133 122V121H132ZM131 122V123H132ZM138 122H139V120H138ZM143 122V121H142ZM145 122H146V120H145ZM190 122V121H189ZM46 123V122H45ZM48 123V122H47ZM46 123V124H47ZM53 123V122H52ZM74 123V122H73ZM86 123V122H85ZM84 123V124H85ZM97 123V122H96ZM127 123V122H126ZM148 123V122H147ZM181 123V122H180ZM191 123H192V121H191ZM242 123V122H241ZM7 124V123H6ZM6 124H4V126L3 127H5V125ZM49 124V123H48ZM55 124H57V123H55ZM78 124V123H77ZM83 124V123H82ZM99 124V123H98ZM97 124V125H98ZM106 124V123H105ZM119 124L117 125L118 127H120L119 126ZM136 124V123H135ZM189 124V123H188ZM243 124V123H242ZM253 125V127L249 130V132H247L248 134H247V138H246V140H245V144H244V148L247 150V149H250L251 150V148L253 147V146H256V145H258L259 144V142H258V144H255L258 140H259V138H260V136H261V131H262V129L264 128V105H263V114L261 115V118L259 119V121H253V123H252ZM8 125V124H7ZM49 125H52V124H49ZM49 125H46V126H49ZM53 125H54V123H53ZM52 125V126H53ZM86 125V124H85ZM89 125H91V124H89ZM94 125V124H93ZM128 125V124H127ZM132 125V124H131ZM133 125H134V122H133ZM136 125H139V124H136ZM142 125V124H141ZM162 125V124H161ZM161 125H159V126H161ZM177 125H178V123H177ZM185 125V124H184ZM235 125V126H234ZM9 126V127H10ZM51 126V127H52ZM76 124H75V130H76ZM83 126V125H82ZM82 126L80 127L81 129H82ZM95 126V125H94ZM93 126V127H94ZM102 126H103V124H102ZM105 126V125H104ZM103 126V128H105V129H102V130H106V127H104ZM117 126H116V129H117ZM149 125H147V126H144V127H148ZM190 126V125H189ZM216 126H218V125H216ZM51 127H50V129H51ZM78 127V126H77ZM84 127V126H83ZM177 127V126H176ZM184 126H182V128H183ZM220 127V126H219ZM6 128V127H5ZM48 128V127H47ZM47 128L46 129H44V130H47ZM56 128H57V125L56 126H53V128H52V132H51V134L48 136L49 138H48V142L52 139L53 141H54V139H53V132H55L56 131ZM80 128H78L77 130H79ZM85 128V127H84ZM100 128V127H99ZM133 127H131L130 125H128V126H126V125H124V126H122V128H121V130H119V131H117L118 133L117 134H115V133H112V134H114V135H112L111 137H109L108 139H107V137H105V135L103 136V137H105L106 138V140H109V141H106V142H108V148H109V150L108 151H110V152H108L109 153V155L107 156V158H108V160H109V163H111L113 166H116V167H119L120 165H124V164H126V163H129V161H130V159H132L131 158V156L132 155H134L135 154V152H137L136 150H137V145H139L138 143H136V136H135V134H134V132L132 131L133 129H132ZM145 128V129H146ZM149 128V127H148ZM165 128V127H164ZM181 128V127H180ZM181 128V129H182ZM184 128H186V127H184ZM218 128V127H217ZM1 129H2V127H1ZM11 129V128H10ZM16 129V128H15ZM120 129V128H119ZM134 129H136V127L134 128ZM139 129V128H138ZM153 128H151L150 129V132H151V130H152ZM180 129V130H181ZM216 129V128H215ZM214 129V130H215ZM219 129V128H218ZM49 130V129H48ZM55 130V131H54ZM112 130V129H111ZM115 130V129H114ZM144 130V129H143ZM176 130L178 131L179 130V128L177 127L176 128ZM183 130V129H182ZM229 130V129H228ZM6 131V129H4V131L2 130V133L3 132H5ZM9 131H7V132H9ZM49 131H51V130H49ZM48 131V132H49ZM80 131V130H79ZM135 131V130H134ZM139 132L141 131V130H138ZM145 132H147L148 133V131H146V130H144ZM144 131H143V134H144ZM218 132L219 130H215V132ZM226 131V130H225ZM137 132V131H136ZM138 132V133H139ZM155 132V131H154ZM161 132V131H160ZM216 132V133H217ZM263 132V131H262ZM50 133V132H49ZM56 133V132H55ZM137 133V134H138ZM178 133V132H177ZM181 133H183V132H181ZM235 133V132H234ZM7 134V133H6ZM41 134V133H40ZM99 134H100V132H99ZM111 134V133H110ZM136 134V135H137ZM149 134V133H148ZM150 134H152V133H150ZM156 134V133H155ZM159 134V133H158ZM211 134V133H210ZM209 134V135H210ZM100 135H102V134H100ZM173 135V134H172ZM21 136V135H20ZM47 136V135H46ZM82 136H84V135H82ZM110 136V135H109ZM174 136V135H173ZM179 136V135H178ZM207 136V135H206ZM1 137H3V136H1ZM5 137V136H4ZM3 137V138H4ZM138 137V136H137ZM209 137V136H208ZM32 138H34L33 139V142L31 141V139ZM77 138V137H76ZM81 138V137H80ZM97 138V137H96ZM104 138V139H105ZM158 137H156V139H157ZM159 138H161V137H159ZM176 138V137H175ZM209 138H211V136L209 137ZM261 138H262V136H261ZM2 139V138H1ZM40 139V138H39ZM46 139H47V137H46ZM155 139V138H154ZM163 139V138H162ZM202 139H204V138H202ZM206 139V138H205ZM56 140V139H55ZM171 140V139H170ZM208 140V139H207ZM226 140V139H225ZM1 141H3V140H1ZM1 141H0V143H1ZM4 141V142H5ZM47 141V140H46ZM61 141V140H60ZM155 141V140H154ZM158 141V140H157ZM164 140H162V142H163ZM176 141H180V139L179 140H176ZM203 141V140H202ZM206 140H204V143H205V145H203L204 147H202V143L200 144L201 145V147H202V152H201V154H199L198 156H196V155H194V158H192L191 157V159L189 160L188 158H186L182 163V167L180 168V169H178V172L176 173V174H174L175 176H172V177H174L171 181H170V183H167L166 181H162L161 183H160V185H159V192L164 196V198L166 197V199H165V203L164 204H162V205H160V204H156L155 205V208H154V210H156V209H158V210H161V209H163V207H161V206H164V205H166L169 201H170V199H171V197L172 196H174L175 194H176V196H177V194L178 193H185V191L187 192H190V194H193L194 193V195H195V197H197L198 198V201H199V198L203 201V199H204V197H208V198H210L211 197V192L209 191V193L207 192V196H204V197H202L201 198V194H198L197 192H196V188H197V184H198V182H199V180L201 179L200 178V169H201V167H204V168H208L207 170H213V169H215V168H217L218 166H219V164H220V160H222V155H224L226 152H227V147H228V145L226 144L225 145V143H223L222 145H221V147H220V149H217L216 148V150L214 151V150H212V149H210L209 148V144L208 143H206L205 142ZM161 142V143H162ZM165 142V141H164ZM163 142V143H164ZM220 142V141H219ZM222 142V141H221ZM224 142V141H223ZM229 142V141H228ZM56 143H57V140H56ZM152 143V142H151ZM162 143V144H163ZM168 143V142H167ZM227 143V142H226ZM12 144H13V148H14V150H13V152H11V151H6V148L8 147V146H12ZM29 144V145H28ZM31 144V145H30ZM42 144V143H41ZM54 144V143H53ZM153 144H156L155 142H153ZM160 144V143H159ZM158 144V145H159ZM164 145V144H163ZM165 145H167V144H165ZM216 145V144H215ZM28 146V147H27ZM150 145H148V147H149ZM152 146V145H151ZM175 146V145H174ZM212 146V145H211ZM217 146V145H216ZM0 147V148H1ZM40 147V148H39ZM105 147H107L106 145H105ZM145 147H146V145H145ZM229 147H230V145H229ZM10 148V147H9ZM8 148V149H9ZM107 148V149H108ZM139 148H141V147H139ZM139 148H138V150H139ZM180 148V147H179ZM243 148V149H244ZM147 149V148H146ZM214 149V148H213ZM255 149H257V148H255ZM24 150V151H25ZM178 150L179 149H177V147L175 146V148L174 147H170L169 149H168V147H165V152L166 153H164L165 155H162L163 157H162V159L160 160V161H154V163L153 164H151V166H148L147 165V167H140V164H138L137 162H134V163H131V165L130 164H127L128 166L130 165V166H132L133 168H134V170H135V178L133 179L134 181H133V183L135 182V184H136V189L137 190H141V189H139L140 188V186L142 185V182H143V180H145L146 179V177H148L149 176V174H151V173H155L156 174V172H162V170H163V174L165 173L164 171H166V170H164L163 168H164V166H166V163L178 152ZM17 151H19V152H17ZM140 151H141V149H140ZM139 151V153H140V156L141 157H143V158H145V154H148L147 152H145L144 150V152H140ZM148 151V150H147ZM177 151V152H176ZM179 151H181V150H179ZM230 150H228V152H229ZM244 151V150H243ZM151 152V151H150ZM248 152V151H247ZM250 152V151H249ZM15 153V154H16ZM28 153V152H27ZM199 153V152H198ZM244 153V152H243ZM152 154V153H151ZM229 154V153H228ZM227 154V155H228ZM28 156H30L29 154H27ZM136 155H138V152H137V154ZM253 155V154H252ZM15 156V155H14ZM28 156H27V158H28ZM63 156V155H62ZM148 156V155H147ZM242 156V155H241ZM94 157V156H93ZM134 157V156H133ZM136 157V156H135ZM138 157V156H137ZM150 158L152 157V156H149ZM161 157V156H160ZM254 157H255V155H254ZM29 158H31V157H29ZM28 158V159H29ZM87 158V157H86ZM147 158V157H146ZM14 159V158H13ZM85 159V158H84ZM89 159V158H88ZM142 159V158H141ZM153 159V158H152ZM253 159V158H252ZM95 160H98V158L97 159H95ZM94 160V161H95ZM135 160V159H134ZM136 160H138V162H139V159H136ZM145 160V159H144ZM151 160V159H150ZM155 160V159H154ZM255 160V159H254ZM83 161V160H82ZM132 161V160H131ZM146 161V160H145ZM145 161H142V162H145ZM149 161V160H148ZM152 161V160H151ZM88 162V161H87ZM90 162V161H89ZM104 162H105V160H104ZM171 162V161H170ZM13 163V162H12ZM83 163H84V161H83ZM108 163V162H107ZM146 163V162H145ZM149 163H150V161H149ZM152 163V162H151ZM169 163V162H168ZM58 163H56V165L55 164H52V165H55V166H53L52 167V169L53 168H56L58 165H57ZM80 164V163H79ZM88 164V163H87ZM104 164V163H103ZM61 165V164H60ZM95 165V164H94ZM122 165V166H123ZM144 165V164H143ZM142 164H141V166H143ZM49 166V168H51L50 167V165H48ZM97 166V165H96ZM129 166V168H131ZM78 167V166H77ZM86 168H87V166H85ZM111 167V166H110ZM123 167H125V166H123ZM45 168H47V167H45ZM44 168V169H45ZM48 168V169H49ZM81 168V167H80ZM84 168V167H83ZM83 168H81V169H83ZM97 168V167H96ZM96 168L95 169H93V170H96ZM132 168V169H133ZM69 169V168H68ZM80 169V170H81ZM85 169V168H84ZM83 169V170H84ZM131 169V170H132ZM54 170V169H53ZM70 170V169H69ZM152 170V171H151ZM210 170V171H211ZM43 171V170H42ZM45 171H46V169H45ZM48 171H50V170H48ZM156 171V172H155ZM7 172V171H6ZM40 172H41V170H40ZM51 172V171H50ZM49 172V173H50ZM95 172V171H94ZM93 172V173H94ZM132 172H134V171H132ZM5 173V172H4ZM3 173V174H4ZM33 173V172H32ZM70 173V172H69ZM72 173V172H71ZM92 172H91V175L93 174ZM17 174V173H16ZM159 174V173H158ZM161 174L162 173H160V175L159 176H157L158 178H160L161 177ZM162 174V175H163ZM167 174V173H166ZM5 175V174H4ZM7 175V174H6ZM19 175V174H18ZM47 175V174H46ZM38 176V175H37ZM41 176V175H40ZM94 176H96L95 175V173H94ZM94 176L92 175V176H90V175H88V177H87V180H86V182H87V184H88V186L89 187H94L93 185H92V181H94L95 179H94ZM151 176V175H150ZM153 176V175H152ZM167 176V175H166ZM264 176V175H263ZM8 177V176H7ZM5 178V179H9V178ZM10 177V176H9ZM19 177V176H18ZM155 177V176H154ZM171 177V178H172ZM260 177V176H259ZM11 178V181H13V179H12V177H10ZM21 178V177H20ZM26 178H28V177H26ZM102 178V177H101ZM156 178V177H155ZM168 178V177H167ZM166 178V179H167ZM258 178V177H257ZM15 179V178H14ZM18 179V178H17ZM22 179V178H21ZM94 179V180H93ZM149 179V178H148ZM161 179V178H160ZM20 180V179H19ZM24 180H26V179H24ZM101 180V179H100ZM127 180V179H126ZM163 180V179H162ZM165 180V179H164ZM170 180V179H169ZM257 180H259V182L260 181H262V178L260 177L259 179H257ZM8 180H6V182H7ZM10 181V182H11ZM103 181V180H102ZM101 181V182H102ZM156 181V180H155ZM161 181V180H160ZM167 181H168V179H167ZM10 182H9V184H10ZM95 183H97L98 184V182L100 183V181L97 179V180H95L94 181ZM128 182H130V180L128 181ZM145 182V181H144ZM143 182V183H144ZM157 182V181H156ZM169 182V181H168ZM263 182V181H262ZM261 182V183H262ZM16 183V182H15ZM14 183V184H15ZM20 181L18 182V183H16L15 184V189H17L16 191L14 190V189H12V190H10L9 189V187H10V185H8V182L6 183V184H2L3 186H5L4 187V190L6 191V194L7 193H15V197H13L12 198V196H14V195H12L11 196V194H8V195H6L5 197H4V199H2V201L0 202V205H2V204H4L5 203V205H6V207H7V205L9 204L10 206H12L13 204L14 205H16V202H18V198H19V196L21 195V191H23L24 190V192L27 190V188H26V183H24V182H21L20 184ZM132 183V184H133ZM12 184V183H11ZM258 185V184H257ZM157 186H158V184H157ZM97 187V186H96ZM14 188V187H13ZM142 188V187H141ZM156 188V187H155ZM248 187H244L243 188V193H244V195H242L240 198H239V200L237 201L238 202V204H236V205H238V206H240L241 205V207H242V205H243V207H246V196H247V192H250V190L249 191H247L248 189H247ZM2 189V188H1ZM91 189V188H90ZM4 190H3V193H4ZM212 191V190H211ZM1 192V191H0ZM138 192V191H137ZM158 192V193H159ZM213 192V191H212ZM49 194V193H48ZM4 195H5V193H4ZM42 195V194H41ZM160 195V194H159ZM181 195V194H180ZM249 195V194H248ZM38 196V195H37ZM40 196V195H39ZM38 196V197H39ZM43 196H44V193H43ZM47 196V195H46ZM158 196V195H157ZM1 197V196H0ZM42 197V196H41ZM40 197V198H41ZM161 197V196H160ZM178 197V196H177ZM248 197V196H247ZM71 198V197H70ZM70 198H66L63 202H62V204H61V206L62 205H64V202L67 200V199H70ZM176 198V197H175ZM213 198V197H212ZM249 198V197H248ZM37 199V198H36ZM36 199H34L35 201H36ZM73 199V198H72ZM147 199V198H146ZM211 199V198H210ZM254 199V198H253ZM11 200V201H10ZM38 200V199H37ZM148 200V199H147ZM174 200V199H173ZM197 200V199H196ZM200 200V201H201ZM252 200V199H251ZM257 200H258V198H257ZM9 202L10 201V203H8V204H6V202ZM39 201V200H38ZM47 201V204H52L53 206H57V207H59L58 205H56V203H55V201L53 200H51V201H49L48 199L46 200V199H44V197H43V199H41L39 202H34V203H31V204H27V203H25V205L23 204V206H21L19 209H18V211H16L15 212V214L17 213L18 215L20 214V216H18V217H20V218H18V219H23L24 217H25V215H30V214H32V213H34V214H36V209L37 208H39L40 207V205H42V203L43 202H46ZM67 201H69V200H67ZM66 201V202H67ZM71 201H73V200H71ZM150 201H152L151 199H150ZM199 201V202H200ZM28 202H31V200L30 201H28ZM171 202V201H170ZM173 202V201H172ZM254 202V201H253ZM68 204H71V203H69V202H67ZM147 203V202H146ZM151 203V202H150ZM155 203V202H154ZM197 203V202H196ZM202 203V202H201ZM247 203H249V202H247ZM258 203H259V205L260 206H263V208H264V195L263 196H261V198H260V200L258 201ZM169 204V203H168ZM191 204V203H190ZM251 204V203H250ZM26 205H28V207L26 208ZM148 205V204H147ZM171 205V204H170ZM236 205L234 206V207H236ZM247 205H249V204H247ZM253 205V204H252ZM3 206V205H2ZM149 206V205H148ZM168 207H169V205H167ZM197 205H195V207H196ZM237 206V207H238ZM257 206V205H256ZM152 207V206H151ZM189 207H191V206H188V208ZM236 207V208H237ZM253 207H255V205L253 206ZM167 208V207H166ZM192 208H194L193 206L191 207V209ZM197 208H199V206L197 207ZM257 208H258V206H257ZM263 208H262V210H263ZM2 209V208H1ZM1 209H0V211H1ZM7 209V208H6ZM11 209V208H10ZM153 209V208H152ZM167 209H169V208H167ZM239 209H241V208H239ZM251 209H252V207H251ZM154 210H152V211H154ZM166 210V209H165ZM195 211H196V209H194ZM261 210V209H260ZM27 211H31L30 213H27ZM149 211V210H148ZM157 211V210H156ZM168 211V210H167ZM187 211V210H186ZM185 211V212H186ZM192 211V210H191ZM235 211V210H234ZM250 211V210H249ZM253 211H255V210H253ZM126 212H128V211H126ZM131 212V211H130ZM155 212V211H154ZM190 212V211H189ZM257 211H255V213H256ZM263 212H264V210H263ZM165 214H166V212H164ZM188 213V212H187ZM253 213V212H252ZM6 214V213H5ZM14 214V215H15ZM51 213H49L47 216H45V219H44V221L42 222V224H41V226H45V225H47V224H49L50 222H52L53 221V219H54V216H52V215H50ZM125 214V213H124ZM133 214V213H132ZM150 215H151V213H149ZM207 214H209V213H207ZM237 213H235V215H236ZM28 215V216H29ZM128 215V214H127ZM134 215H136V214H134ZM133 215V216H134ZM154 215V214H153ZM155 215H156V213H155ZM206 214H204V218L206 217L205 216ZM261 215V214H260ZM260 215H258V214H254V215H252V217L253 216H255V217H253L254 218V221L256 222V224H258V221H260L259 220V218H260ZM129 216V215H128ZM177 216V215H176ZM179 216V215H178ZM130 217V216H129ZM132 217V216H131ZM130 217V218H131ZM187 217L188 216H186V214L184 213V215H181V213H180V217L179 218H177V219H175L176 221H174L173 223H171V225H169L168 227H169V229L167 228V231L165 230V233H163V232H161V230H160V225L161 224H163V222H164V218H163V220H162V222H161V219L158 221L159 222V224L157 223V225L155 226V228H154V231H155V233H157V235H158V244H164V243H166L167 241L169 242L170 240H172V238L180 231V229H184V227H182L183 225H185L186 224V222L188 221V219H187ZM235 217V216H234ZM251 217V216H250ZM251 217V218H252ZM1 218V217H0ZM2 218H4V216L2 217ZM166 218V217H165ZM207 218V217H206ZM250 218V219H251ZM13 219V218H12ZM15 219V218H14ZM159 219V218H158ZM11 221H13V220H11ZM233 221V220H232ZM253 221V222H254ZM263 221V220H262ZM8 222V221H7ZM235 222V221H234ZM254 222V223H255ZM189 223V222H188ZM249 224V223H247V224H249L248 225V227H247V229H246V231L244 232V233H238V234H236L235 235V245H236V247H235V254H234V256L232 257V259L228 262V263H226V264H251V260H252V254H253V252H254V249L257 247V245L260 243V241H261V238H262V236L264 235V226H261V225H257V226H259V227H256L255 228V226H256V224ZM9 226H10V224L9 223H7ZM6 223H5V225L7 226V229H8V225H7ZM12 224V223H11ZM236 224V223H235ZM234 224V225H235ZM259 224H260V222H259ZM13 225V224H12ZM15 225H16V223H15ZM69 225V224H68ZM187 225V224H186ZM238 225V224H237ZM4 226V225H3ZM5 226V227H6ZM164 226H165V224H164ZM163 226V227H164ZM239 226V225H238ZM5 227H3V228H5ZM11 227V226H10ZM10 227H9V229H10ZM14 227V226H13ZM166 227V226H165ZM236 227V226H235ZM2 229V228H1ZM6 229V228H5ZM5 229H4V231H5ZM6 229V230H7ZM215 229H216V227H215ZM219 229V228H218ZM221 229V228H220ZM160 230V231H159ZM163 230V229H162ZM233 230V229H232ZM9 231H12L11 229L9 230ZM222 231V230H221ZM6 232V231H5ZM8 232V231H7ZM13 232V231H12ZM16 232V231H15ZM3 233V232H2ZM18 233V232H17ZM236 233V232H235ZM1 234V233H0ZM5 234V233H4ZM3 234V235H4ZM3 235H2V237H3ZM8 235H11V233L10 234H8ZM8 235H6V236H8ZM16 234L14 233V236H15ZM12 236V235H11ZM12 237V238H15V237ZM18 236V235H17ZM16 236V237H17ZM29 236V235H28ZM28 236H26V237H28ZM229 236H231V235H229ZM234 236V235H233ZM1 238V237H0ZM2 239V238H1ZM0 239V240H1ZM3 240V239H2ZM8 240V239H7ZM10 240V239H9ZM29 239L27 238V239H24L22 242H21V244H19V245H14L15 247H13V251H14V253H18L19 251H20V249H21V247L28 241ZM175 240V239H174ZM84 241V240H83ZM32 243H33V241H31ZM2 243H4V242H2ZM170 243H172V241L170 242ZM169 243H167V245H168ZM2 245V244H1ZM39 245V244H38ZM43 245V244H42ZM41 245V246H42ZM34 246V245H33ZM44 246V245H43ZM157 246H160V245H157ZM165 246V245H164ZM163 246V247H164ZM2 247V246H1ZM0 247V248H1ZM39 248H40V246H38ZM76 248L77 247H75L74 248V250H72V251H70V253H68V255H67V253H66V255H67V257H65L64 255L62 256V253L60 254V256H62V257H64V258H69V257H71V260L72 259H74V252H76ZM162 248V247H161ZM166 248H167V246H166ZM158 249H160V248H158ZM39 250H41V249H39ZM163 250H164V248H163ZM166 250V249H165ZM158 251V250H157ZM161 250H159V252H160ZM62 252H64V251H62ZM155 252V254H156V251H154ZM38 253V252H37ZM64 254V253H63ZM76 255V254H75ZM151 255H153V254H151ZM158 256H159V253H158ZM154 258V257H153ZM28 259V258H27ZM31 259V258H30ZM33 259V258H32ZM31 259V260H32ZM64 260V259H63ZM156 260V259H155ZM158 260V259H157ZM27 261V260H26ZM152 261V260H151ZM154 261V260H153ZM152 261V262H153ZM10 262V264H14L13 263V261L11 262V261H9ZM156 262V261H155ZM0 264H3L1 261H0ZM154 264V263H153Z\"/></svg>",
    "mask_w": 264,
    "mask_h": 264
}]
</instances>
